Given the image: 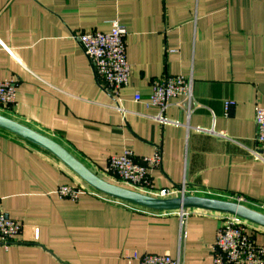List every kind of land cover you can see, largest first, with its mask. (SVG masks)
Returning <instances> with one entry per match:
<instances>
[{"label": "crops", "instance_id": "0c3cea01", "mask_svg": "<svg viewBox=\"0 0 264 264\" xmlns=\"http://www.w3.org/2000/svg\"><path fill=\"white\" fill-rule=\"evenodd\" d=\"M128 29L125 114L98 80L78 34ZM182 75L192 101L173 99L164 125L148 106L152 83ZM0 80H15L17 101L0 113L59 142L91 170L130 149L163 150L156 189L248 198L264 212V159L256 149L255 109L264 105V0H0ZM140 93L143 99L137 101ZM227 101H233L230 115ZM197 127L223 133L198 132ZM85 183L48 151L0 128V207L23 224L18 243L0 245V264H139L137 252L214 264L221 213L194 209L183 227L176 211H153L95 193L77 200L58 188ZM88 186V185H87ZM259 243L264 228L254 227Z\"/></svg>", "mask_w": 264, "mask_h": 264}, {"label": "built area", "instance_id": "2783aa9c", "mask_svg": "<svg viewBox=\"0 0 264 264\" xmlns=\"http://www.w3.org/2000/svg\"><path fill=\"white\" fill-rule=\"evenodd\" d=\"M128 29L119 21H113L108 32L92 30L77 35L82 49L92 63L96 76L105 90L114 97L116 108L125 114L121 101V93L129 85L132 65L127 57ZM189 78L182 75H162L152 83V93L147 97L148 106L158 107L159 113L152 118L164 125L179 126L180 121H173L166 111L173 105V99L182 98L192 101L193 87ZM17 83L15 80H0V106H10L16 103ZM137 101L143 99L140 93L135 96ZM233 101L225 105L226 115H230ZM256 149L253 154L264 159V105L255 109ZM201 133L212 132L222 137L224 134L197 127ZM163 161V150L157 148L154 155L143 157L141 161L135 158L132 150L110 156L106 173L114 183L130 189L157 197H177L194 195L198 190L191 189L183 183L181 187L156 189L153 183L152 171L159 168ZM87 185L64 184L58 188V194L70 200L77 201L82 193L90 188ZM92 189V188H91ZM95 193L102 194L93 189ZM103 195V194H102ZM106 196V195H105ZM212 197V196H210ZM232 200L249 206V200L243 195H233ZM251 207V206H250ZM253 208V207H252ZM255 208V207H254ZM257 209V208H255ZM259 210V209H257ZM183 227L190 215L195 213L192 208L176 211ZM220 226L214 246V264H264V242L259 243L254 235V227H259L238 216L221 213ZM23 224L8 216L0 207V245L9 248L18 243ZM138 260L139 264H184L181 255L148 253L140 255L135 252L127 255Z\"/></svg>", "mask_w": 264, "mask_h": 264}, {"label": "water", "instance_id": "95a60500", "mask_svg": "<svg viewBox=\"0 0 264 264\" xmlns=\"http://www.w3.org/2000/svg\"><path fill=\"white\" fill-rule=\"evenodd\" d=\"M0 128L48 151L92 189L114 199L153 211L203 209L238 216L264 228V212L226 199L202 195L157 197L108 181L91 170L53 138L0 113Z\"/></svg>", "mask_w": 264, "mask_h": 264}, {"label": "trees", "instance_id": "16d2710c", "mask_svg": "<svg viewBox=\"0 0 264 264\" xmlns=\"http://www.w3.org/2000/svg\"><path fill=\"white\" fill-rule=\"evenodd\" d=\"M70 185H76V184H70Z\"/></svg>", "mask_w": 264, "mask_h": 264}, {"label": "rangeland", "instance_id": "374dc122", "mask_svg": "<svg viewBox=\"0 0 264 264\" xmlns=\"http://www.w3.org/2000/svg\"><path fill=\"white\" fill-rule=\"evenodd\" d=\"M84 185H86V184H84ZM250 206V205H249ZM254 208V207H253Z\"/></svg>", "mask_w": 264, "mask_h": 264}]
</instances>
